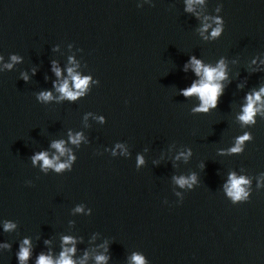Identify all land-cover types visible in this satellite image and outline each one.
<instances>
[{
  "label": "water",
  "instance_id": "obj_1",
  "mask_svg": "<svg viewBox=\"0 0 264 264\" xmlns=\"http://www.w3.org/2000/svg\"><path fill=\"white\" fill-rule=\"evenodd\" d=\"M192 57L224 61L207 112L182 94L203 79ZM73 75L88 85L69 100ZM261 88L264 0H0V264H264ZM233 174L248 181L236 201Z\"/></svg>",
  "mask_w": 264,
  "mask_h": 264
},
{
  "label": "clouds",
  "instance_id": "obj_2",
  "mask_svg": "<svg viewBox=\"0 0 264 264\" xmlns=\"http://www.w3.org/2000/svg\"><path fill=\"white\" fill-rule=\"evenodd\" d=\"M199 2V0H198ZM217 24L218 26L214 28L211 32L212 37H217L221 33V27L219 18H217ZM208 25H204V28L206 29ZM18 58L13 56L12 60L16 61ZM55 63V62H53ZM190 63L193 65L194 71L197 75L203 72V79L197 84L193 83L191 87H188L186 89L182 90V94L184 96H190L193 94H196L199 96L201 100V104L198 109H195L196 111H204L207 112L209 107L215 108L217 106V100L218 96L222 93V86L219 83H216L215 81H219L224 79L225 73H224V61L221 59L217 65L216 68L212 67H206L202 66L201 62L196 59L195 57L190 58ZM6 67H11V64L6 65ZM54 71L57 76L60 75V70L58 68H54ZM69 74H72V69H68ZM27 79V77H25ZM74 87L75 89H78L80 91L74 92L70 91L68 87V82L64 81L62 84H60L57 87V90L62 94L63 97H66L69 100H75L77 96H79L83 90L88 85V78H79L78 76L73 75L72 76ZM55 86V85H54ZM261 93H264V88L260 89ZM52 98L51 93L48 91H42L39 93L38 99L42 101H48ZM248 104L246 107H244L243 114L239 117V119L245 123L252 122L253 115L255 113V109L253 107L254 99L260 100V94L256 93L253 96H249L248 98ZM72 143H77L80 139L79 134L76 137H70ZM249 139V136L245 134L244 136L237 139L236 146L231 149L232 152H239L241 150L240 146L243 144L245 140ZM63 141L54 142L52 144V147L56 148L61 154L64 153L65 149L62 147ZM33 163H35L37 160H40L43 162L42 166L44 168L53 167L57 172H59L61 169L67 167V164L65 163H54V160L56 159L53 157V159H49L45 152H39L36 155L33 156ZM71 159V157H70ZM142 163V161H139ZM194 181L195 176L190 177L189 179H185L183 177L179 178L177 180V183H179L181 186H183L186 183H189V181ZM248 183V181L244 177L236 178L235 175H230V186L226 189L229 196L232 197L233 201L240 200L247 196V193L244 191V189L241 187V185ZM77 211L80 209L77 208ZM13 227L11 224H6L5 228L9 229ZM65 242L70 240V237H65ZM24 244H28V241L25 240ZM68 252L73 251V249H67ZM29 255L28 249L25 247H21L20 253H19V259L21 262L27 259ZM104 257L99 256L97 257L98 261L103 260ZM135 261V264H144V260L141 256L134 255L132 258ZM37 264H53L52 260L44 255H41L38 260ZM56 264H73L72 260L67 257V255L62 252L60 260L56 262Z\"/></svg>",
  "mask_w": 264,
  "mask_h": 264
}]
</instances>
